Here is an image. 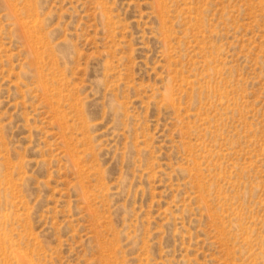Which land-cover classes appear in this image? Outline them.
<instances>
[{"label": "rangeland", "instance_id": "obj_1", "mask_svg": "<svg viewBox=\"0 0 264 264\" xmlns=\"http://www.w3.org/2000/svg\"><path fill=\"white\" fill-rule=\"evenodd\" d=\"M0 264H264V0H0Z\"/></svg>", "mask_w": 264, "mask_h": 264}]
</instances>
